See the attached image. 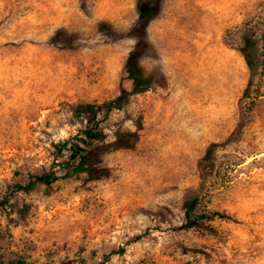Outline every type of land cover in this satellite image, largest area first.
<instances>
[{
    "label": "rangeland",
    "instance_id": "1",
    "mask_svg": "<svg viewBox=\"0 0 264 264\" xmlns=\"http://www.w3.org/2000/svg\"><path fill=\"white\" fill-rule=\"evenodd\" d=\"M142 1L157 14L135 33ZM263 32L264 0H0V263L264 264V70L246 46ZM132 52L149 89L100 124L106 174L65 177L75 107L130 91ZM186 204L230 218L186 228Z\"/></svg>",
    "mask_w": 264,
    "mask_h": 264
},
{
    "label": "trees",
    "instance_id": "2",
    "mask_svg": "<svg viewBox=\"0 0 264 264\" xmlns=\"http://www.w3.org/2000/svg\"><path fill=\"white\" fill-rule=\"evenodd\" d=\"M139 16L133 27V32L137 33L145 28L149 22L156 16V8L147 1L139 2ZM256 36V35H255ZM251 37L247 39L246 46L247 49H258L261 46V66L264 70V32L263 35L258 37ZM262 43V44H261ZM247 63L251 64L249 56H246ZM125 69L128 74L129 79L132 80V89L125 90L121 89L118 96L113 99L107 100L101 104L93 103H81L78 104L74 109V114L76 117H80L83 121L84 128L79 134L71 137L58 145L59 154H66V163L71 167L69 171L64 175L65 177L73 176L76 173L85 172L92 177L105 175L106 170L100 169L91 164V156L95 154L94 144L102 139L101 133L103 131L100 124L107 120L111 113L116 110L123 109L129 101L131 95L141 94L149 89V83L143 75L141 68L139 67L136 56L132 52L126 61ZM101 117V120L98 118ZM129 136H135V134L129 133ZM101 137V138H100ZM212 154V148H208L205 156L200 159L199 164L203 169L208 170V165H205V161H208ZM68 167V168H69ZM61 176L58 174L57 170H50L47 173L33 176L26 185L17 186V190L30 191L35 188L47 187L51 185L54 181L58 180ZM9 200L5 198L0 201V205L8 204ZM193 206L186 204L185 216L187 223L186 228L200 227L203 221L211 220L214 217L217 218H230L227 214L221 212H213L211 214H200L192 215ZM124 249H120L119 252H123ZM118 251H113L114 254ZM0 264H22L20 261L17 262H1Z\"/></svg>",
    "mask_w": 264,
    "mask_h": 264
}]
</instances>
